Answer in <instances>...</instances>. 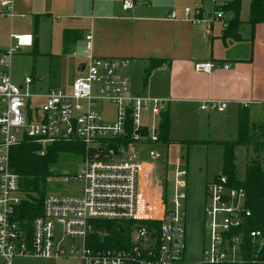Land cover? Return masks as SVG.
Masks as SVG:
<instances>
[{
    "label": "built area",
    "instance_id": "2783aa9c",
    "mask_svg": "<svg viewBox=\"0 0 264 264\" xmlns=\"http://www.w3.org/2000/svg\"><path fill=\"white\" fill-rule=\"evenodd\" d=\"M0 4L3 15L11 12L12 0ZM132 7V0L121 3L123 11ZM221 18L220 12L203 18L196 8H184L182 17L174 10L167 16L205 30ZM10 40L9 49H0V264H12L16 257H70L78 264H184L187 169L181 161L173 166L157 149L145 151L142 158L129 152L132 145L164 146L159 142V124L169 101L128 94V59L94 56L91 32L83 34L80 54L73 53L82 60L76 70H82L76 72L69 93L36 90L29 76L15 85L10 59L20 49L32 47L34 39L31 34H11ZM228 68L212 62L193 64L195 72L204 74ZM105 105L113 108L111 115ZM199 109L221 113L226 103L207 99ZM25 139L42 151L56 141H76L83 147L75 173L61 172L57 177L65 183L81 182V195H45L40 215L29 224L18 213L24 196L9 163V149ZM204 201L207 248L200 263L248 264L242 255L245 238L258 254L264 237L259 231H244L250 216L245 191L217 175L206 183ZM96 222H130L128 247H94L95 237L103 234ZM65 241L81 246L68 249Z\"/></svg>",
    "mask_w": 264,
    "mask_h": 264
},
{
    "label": "rangeland",
    "instance_id": "374dc122",
    "mask_svg": "<svg viewBox=\"0 0 264 264\" xmlns=\"http://www.w3.org/2000/svg\"><path fill=\"white\" fill-rule=\"evenodd\" d=\"M122 0H12L11 12L3 15L0 4V49H9V35L31 34L36 37L32 47L22 48L10 59L9 74L13 84L20 85L25 76L33 79V87L42 92L56 90L62 93L70 92V83L76 76V66L82 63L80 58L72 57L75 50L73 39L66 40L67 31L78 32L74 27L83 22H89L83 15L109 16L122 14ZM135 4L140 0H133ZM161 1L165 11L184 8L198 9L203 18L213 16L214 5L220 6L222 0H150ZM249 1L242 0L239 10L238 34L250 37V26L247 23ZM143 2V1H142ZM147 2H149L147 0ZM110 9L116 10L110 12ZM168 13V14H169ZM82 14V15H80ZM223 18L230 19L229 13L222 14ZM83 16V17H82ZM88 17V18H89ZM80 18V19H78ZM224 20V23L226 22ZM218 22V21H214ZM213 23V24H214ZM220 22L214 24L219 28ZM86 24L79 28L85 29ZM73 30V31H72ZM128 66V94H139L146 73L139 70L137 64ZM133 66V64H132ZM41 79V81H39ZM107 115H111L113 108L105 105ZM237 127L235 117L231 114L203 112L193 105L185 109L176 110L169 129V144L163 147L144 145L133 146L129 152L142 158L145 151L159 150L163 155L167 152L173 166H179L178 161L187 169V190L184 202L185 210V251L184 264L201 262L202 250L207 248L203 234L204 186L215 176L222 173V142L233 141L236 138ZM260 135L257 130L250 131V141L257 143ZM255 145L244 147L236 145L233 149L235 171L234 177L238 181L244 179L246 165L255 159ZM258 160L264 167V153H259ZM74 155H63L57 164L52 167L53 176L45 184L46 196H79L83 184L79 181L62 182L55 174L66 172L73 174L76 171L79 159ZM77 158V159H76ZM182 158L184 159L182 161ZM65 247L79 248L80 242H64ZM12 264H78L70 257L66 259L43 260L34 257H16Z\"/></svg>",
    "mask_w": 264,
    "mask_h": 264
},
{
    "label": "crops",
    "instance_id": "0c3cea01",
    "mask_svg": "<svg viewBox=\"0 0 264 264\" xmlns=\"http://www.w3.org/2000/svg\"><path fill=\"white\" fill-rule=\"evenodd\" d=\"M140 1L135 4L132 0V9L121 8L119 16L83 15L89 21L86 23L78 18L80 24L72 27L80 33V39H73L72 57L74 52H81L83 34L91 32L96 57L125 58L131 69L137 64L143 72L149 61L160 60L162 64L149 72L139 94L167 99L170 123L176 110L188 105L199 109L200 103L211 99L226 103V109L216 113L231 114L235 121L237 109L245 108L254 127L251 131L259 132L257 143L264 142V24L254 27L251 41L240 35L241 41L234 42L223 38V15L217 20L221 23L219 28H214L218 23L215 22L205 30L202 25L168 20L169 11H165L161 1ZM113 11L117 13L110 9ZM177 14L182 17L180 9ZM85 24V29H79ZM33 39L35 44L36 37ZM196 62L228 64L229 68L204 74L193 70ZM260 153H264V148Z\"/></svg>",
    "mask_w": 264,
    "mask_h": 264
},
{
    "label": "trees",
    "instance_id": "16d2710c",
    "mask_svg": "<svg viewBox=\"0 0 264 264\" xmlns=\"http://www.w3.org/2000/svg\"><path fill=\"white\" fill-rule=\"evenodd\" d=\"M241 2L242 0H222L220 6L216 5L213 7V12L231 14V18L223 26L222 35L224 39H230L234 42L241 41V37L238 34L239 26L242 23L238 16ZM247 23L250 26L249 40L251 41L254 27L257 24H264V0L249 1ZM73 36H75V40L80 39L79 32L73 33L67 31L65 34L66 40ZM161 64L162 61L160 60L149 61L148 68L145 70L146 76L143 80L144 84L146 83L149 72ZM236 127L237 134L235 140L221 143L223 153L221 159L222 173L220 175L227 177L229 186L242 188L245 191V208L249 211L250 216L246 220L244 231L248 233L251 231H259L264 237V167L258 160L260 150L264 148V142L252 143L250 141V131L254 127H252L249 121L248 111L245 108H238L236 111ZM169 129L170 120L166 112L161 115L159 124V142L162 145H168L170 142L168 137ZM236 145L244 147L255 145L258 148L255 150V159H252L246 165L244 179L242 181H238L234 177L235 164L233 149ZM82 151L83 147L76 141H56L42 151L38 144L28 139L21 141L9 149L10 167L18 175L19 188L24 196L18 208V213L21 214V218L27 224L41 213L42 201L45 197V184L53 176L52 167L57 164L61 156H78ZM41 152L43 153L41 154ZM55 175L58 177L61 173ZM131 225L130 222L119 224L114 222H96L97 229L99 232L101 231L105 234V236L98 234L94 239L96 243L94 247L127 248L132 231ZM97 239L104 240L97 243ZM242 255L248 264H264V246L257 254L256 246H253L247 238L244 240Z\"/></svg>",
    "mask_w": 264,
    "mask_h": 264
},
{
    "label": "water",
    "instance_id": "95a60500",
    "mask_svg": "<svg viewBox=\"0 0 264 264\" xmlns=\"http://www.w3.org/2000/svg\"><path fill=\"white\" fill-rule=\"evenodd\" d=\"M81 70H82V68H80V69H77V70H76V72H80Z\"/></svg>",
    "mask_w": 264,
    "mask_h": 264
}]
</instances>
